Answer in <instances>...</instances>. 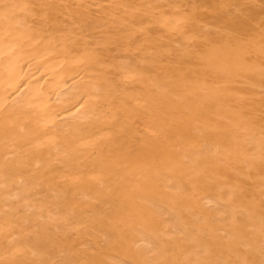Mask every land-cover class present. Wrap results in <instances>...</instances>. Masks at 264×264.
<instances>
[{
  "label": "rangeland",
  "instance_id": "374dc122",
  "mask_svg": "<svg viewBox=\"0 0 264 264\" xmlns=\"http://www.w3.org/2000/svg\"><path fill=\"white\" fill-rule=\"evenodd\" d=\"M14 1V33L45 14L36 42L90 49L108 123L71 146L10 122L0 264H264V0Z\"/></svg>",
  "mask_w": 264,
  "mask_h": 264
},
{
  "label": "bare ground",
  "instance_id": "6f19581e",
  "mask_svg": "<svg viewBox=\"0 0 264 264\" xmlns=\"http://www.w3.org/2000/svg\"><path fill=\"white\" fill-rule=\"evenodd\" d=\"M5 1L6 3H11L8 2V0ZM14 2L15 1L12 0V3L16 5L17 3ZM6 3L4 4L8 5ZM45 3L48 2L46 1ZM78 3L79 2H77V4ZM29 4L31 5V3ZM2 5L3 4L0 3V13L5 10H9V6L5 7ZM14 5L11 6L13 9L15 7ZM15 9H17V7ZM40 11L43 10L40 9ZM18 13H22V11ZM35 13L36 14L34 15H36L35 17H37L38 13ZM6 14H8V12ZM29 14L26 12V15ZM22 15L23 14H21V16ZM39 15H41L40 12ZM71 15L73 17H76V14L74 12H72ZM8 19L9 17L7 15H5L4 19H1V21L5 23V26L3 27L4 33H0V138L8 137L10 135V122H12V120L15 119V116L19 114L28 116V118H30V122L33 120V125L30 126L34 129V132L32 134H35V137L39 134H53L58 131V134H61L60 136H62L61 139H64V143L71 144L72 146V144L77 145L78 141L91 135H97L101 133L100 135L103 136L104 134L102 135V132L106 129L104 128V126L106 123H108L106 115L104 113V108L106 107L105 98L102 95H91V90L89 87L91 82L99 81L103 78V76L98 73L96 74L93 70V63H90V49H88V47L85 45H79V41L74 37L70 39V43L62 45H58L55 42L57 41V39H54V42L52 43L51 40L47 44H44V42L39 43V40L36 42L35 39L40 36L47 37L48 35H52L53 31L58 34L62 32V29H64L63 27L60 30L59 26L56 25L57 19L46 16L45 14H42L40 17H37V19L39 20V24H41L40 26L44 25L50 32H30L24 36H20L18 32L14 33V28H11V26H7V23H10L11 25V23L15 21H8ZM27 20L29 21V19ZM18 23L17 24L20 25V21ZM29 24V27H26V29L33 28L34 23L32 22V24ZM67 33L69 35L71 32L68 31ZM52 37L55 36L53 35ZM25 38L29 39V41L25 40ZM40 40H43V37L42 39L40 38ZM40 46H43V48L40 49ZM208 55L212 60H214V62L220 61L221 56L219 57L214 52H210ZM154 64H156V62ZM127 76L128 75H126L125 77ZM78 101L80 102V104L77 106L76 102ZM27 129L29 130L28 127ZM25 130L26 129L24 128V131ZM68 135L70 137H67ZM47 136L46 138H48L50 135L48 137ZM95 137L96 136H94V139ZM48 140L49 138L46 141ZM62 140L58 139L57 141ZM3 142L4 141H2L1 143ZM84 142L80 141L78 143V146L80 143L82 145H85L83 144ZM35 143L34 146H38V141L36 144ZM52 144L53 143H51V145ZM61 145L63 146L65 144L62 143ZM61 145H58V147L60 146L62 148ZM54 146H56V144ZM65 147H68V145H66ZM30 148L32 149L31 146ZM93 149L94 147L90 146L89 148L86 147L79 149L72 147V149L70 150L72 151V153L81 152L85 155H91L93 153ZM4 173L5 172H3L2 174ZM69 177L71 178V176Z\"/></svg>",
  "mask_w": 264,
  "mask_h": 264
}]
</instances>
